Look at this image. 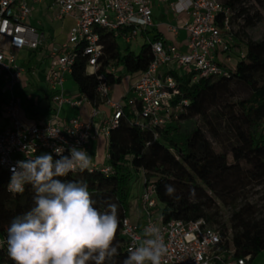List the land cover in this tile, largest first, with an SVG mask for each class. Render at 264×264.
I'll return each mask as SVG.
<instances>
[{
    "label": "built area",
    "instance_id": "built-area-1",
    "mask_svg": "<svg viewBox=\"0 0 264 264\" xmlns=\"http://www.w3.org/2000/svg\"><path fill=\"white\" fill-rule=\"evenodd\" d=\"M43 0H0V91L6 87L10 92L24 75L18 64L15 52L36 51L41 47L44 37L36 29L27 25L31 14V5ZM61 20L71 17L74 20L65 42L58 48H52L47 55L48 65L46 82L50 90L52 117L43 124L25 126L18 119L20 103L11 96L3 101L0 98V115L5 124L0 128V167L8 174L7 185L11 176V167L24 157H34L43 153L57 156L55 147H63L64 155L69 154L72 146L84 148L89 152V143L94 138L92 129L95 118L101 114L97 106L84 95L65 94L64 82L70 76L76 58V50L81 48L86 57L85 72L97 74L102 66L104 47L101 36L113 34L118 41L130 45L135 38L146 34L155 25L153 8L164 7L166 13L175 17L188 18L181 25H167V32L173 35L168 41L163 36L154 40L146 37L152 55L147 69L141 72L132 85L134 96L126 95L119 100L110 98L111 86L108 76L115 78L117 68L113 63L104 67V72L97 74V101L109 109V114L101 122L100 134L107 138L109 131L118 125L123 115L124 106L128 105L136 117L134 124L151 131L153 139L159 137V130L177 120L176 112L187 101L180 99L177 78L188 79L190 83L200 78L227 76L233 69L218 61V54L225 50L232 38L231 18L233 10L219 0H51ZM241 23V19H237ZM222 26V27H220ZM180 30L185 33L182 41L178 40ZM6 46H3V43ZM183 44V49L179 47ZM230 59H228L229 61ZM164 69H167L165 72ZM185 70L179 75L176 70ZM186 77V78H185ZM111 99V100H110ZM84 104L92 105L89 119L73 117L65 123L60 119L63 105L79 109ZM98 104V105H99ZM139 107V111L137 108ZM55 135V136H53ZM87 136L85 141L82 137ZM106 162L108 155L106 153ZM98 169L108 173L110 167L91 166L89 171ZM143 221L141 225L125 217L121 221V236L125 241V251L135 246L144 238L145 229L157 227L168 251L161 264H246L249 256L242 259L223 260L219 252L220 237L218 232L209 227L202 218L191 222L171 220L162 222L155 214L157 207L155 187L151 181L143 180V190L139 197ZM6 250L4 239H0V252ZM0 264H9L0 260Z\"/></svg>",
    "mask_w": 264,
    "mask_h": 264
},
{
    "label": "trees",
    "instance_id": "trees-1",
    "mask_svg": "<svg viewBox=\"0 0 264 264\" xmlns=\"http://www.w3.org/2000/svg\"><path fill=\"white\" fill-rule=\"evenodd\" d=\"M241 1L227 0L223 3L235 13L230 24L233 26L240 18L242 28L252 27L258 13L249 15L247 8H239ZM258 2L264 4V0ZM235 36L237 33L232 38ZM101 40L104 58L97 74L104 72L105 65L111 62L121 66L123 71L139 76L152 60L149 43L143 44L140 52L134 54L129 51V46L122 50L113 34H103ZM41 50L39 47L36 51ZM85 66L86 57L79 48L70 78L78 93L98 106L97 74H87ZM116 75L115 78L107 75L110 86L119 80L118 71ZM174 76L180 95L173 104L180 99L187 101L177 110L176 122L196 118L199 124L193 123L191 128L181 130L171 122L159 130L157 139H153L151 131L134 124L136 115L126 105L118 125L109 131L107 137V166L110 171L87 170L71 173L65 179H84L96 207H103L107 203L118 205L117 264L127 256L125 241L120 233L121 221L129 217L131 182L137 174H140L142 181L154 184L157 202L154 212L158 211L162 222H191L202 218L218 232L219 252L224 261L249 256L247 262H251L264 250V209L255 215L251 205L240 206L232 214L230 234L226 225L218 220L217 204L235 205L240 200L242 190L253 184L264 186V39H248L245 54L233 69L228 70L227 76L200 78L193 83L186 77ZM232 84L247 88V96L236 102L228 101ZM212 109H216L217 118L223 119L232 130L235 144L229 150L219 141L217 129L209 116ZM7 181L8 174L0 167V239H4L5 243L10 221L32 207L34 195L31 185H26L22 194L9 192ZM167 184L175 186L176 195L181 199L165 194ZM190 189H195V198H190ZM212 223L217 226L210 225ZM0 260L13 264L7 255V248L0 252ZM215 264L222 263L216 261Z\"/></svg>",
    "mask_w": 264,
    "mask_h": 264
},
{
    "label": "clouds",
    "instance_id": "clouds-1",
    "mask_svg": "<svg viewBox=\"0 0 264 264\" xmlns=\"http://www.w3.org/2000/svg\"><path fill=\"white\" fill-rule=\"evenodd\" d=\"M53 151L58 159L43 153L19 160L10 169L7 190L22 194L31 185L34 195L32 207L13 217L7 228L9 259L13 264H117L118 205L96 207L84 179H65L90 170L92 156L76 146L68 155L63 147ZM176 192L174 185H165L166 195L181 199ZM189 196L195 198V189ZM167 251L160 229L149 227L120 264H161Z\"/></svg>",
    "mask_w": 264,
    "mask_h": 264
},
{
    "label": "crops",
    "instance_id": "crops-1",
    "mask_svg": "<svg viewBox=\"0 0 264 264\" xmlns=\"http://www.w3.org/2000/svg\"><path fill=\"white\" fill-rule=\"evenodd\" d=\"M31 8L32 10L27 20V25L36 29L39 33L43 34L44 41L41 45L42 50L40 52H31L28 50L15 52L14 54L17 58L18 64L24 70V75L14 85L11 92L4 86L0 91L1 100L6 101L9 97L14 96L19 101L20 110L18 112V115H20V118L22 119V124L25 126H29L32 124H43L47 120H49L53 115V110L50 103V90L46 82V72L48 65L47 55L52 48H58L63 42H65L69 30L74 24V20L71 17H65L61 20H57L55 18L57 10L55 7H53L51 0H43L40 3L31 5ZM154 10L159 12L160 14L164 13L172 17L173 20H176L178 18L171 13H166L164 7L162 6L154 7L153 17L156 26L150 28L149 31L144 34V37H147L149 39V33H153V40L156 37L163 35L161 30V24L157 20L158 18L155 16ZM179 17L181 21H184L188 18L187 16ZM45 35H48V43L46 46L44 44ZM184 37L185 33L180 30L178 40L182 41ZM3 46H6L5 42L3 43ZM179 47L183 49V44L180 43ZM117 71L118 75L123 72L121 66L117 68ZM133 76H135L136 79L131 81L129 87H132V85L136 82L138 78V76L136 75ZM41 86H44L46 91H42ZM64 91L65 94L69 96L75 97L79 94L76 85L74 83L73 85L67 83L66 79L64 82ZM111 96L112 93L110 91V98ZM43 100L45 101V106H42L40 102ZM97 108L99 109V111H101L102 115H99L97 118H95V124L92 129L94 138L89 143V154L92 156L91 166H98L95 162L97 160L96 154L97 149L99 147V141L103 137L100 134L101 122L103 121V119H105V117H107V114H109V109L106 106L99 104ZM91 110L92 105L90 104H84L79 109L63 105L60 113V119L64 123L73 117H79L81 119L86 120L90 118ZM4 124L5 120L0 115V128L3 127ZM142 190L143 181H141L139 185H135L134 194H132L129 200V217L131 221L137 223L138 225H141L143 221L142 207L139 201V197L142 193ZM157 216L160 218L159 214ZM246 264H264V250H262L251 262H246Z\"/></svg>",
    "mask_w": 264,
    "mask_h": 264
},
{
    "label": "rangeland",
    "instance_id": "rangeland-1",
    "mask_svg": "<svg viewBox=\"0 0 264 264\" xmlns=\"http://www.w3.org/2000/svg\"><path fill=\"white\" fill-rule=\"evenodd\" d=\"M220 2L224 3L227 0H219ZM238 7H245L248 9L249 15H253L255 13H258V17L254 19V25L252 27L242 28L240 23H234L232 26V33H237V36L235 38L229 39V44L225 50H221L218 54V61L224 65H227L229 67H233L234 63L242 57L245 54V43L247 40L252 41H261L264 39V4H260L258 0H242ZM155 11V10H154ZM155 16L158 18L157 20L161 24V30L163 33V37L166 40H172L173 35L166 31L167 25H181L180 17H178L176 20H173L172 17L164 14L159 13L157 11L154 12ZM48 35H45V46L48 43ZM150 40H153V33H149L148 35ZM148 43L146 37L144 35L138 34V36L135 38V40L130 44L129 51L133 52L134 54H138L141 50V47L143 44ZM119 45L121 49L123 50L125 48L124 43L120 40ZM58 46V45H57ZM228 59H230L228 61ZM167 69H165V72ZM176 72L179 75H184L185 70L183 69H177ZM120 78L117 82H115L111 87V93H112V100H119L123 96H126L128 98H131L134 96L133 91L131 90L130 83L132 80L136 79L135 76L129 74L126 71H123L120 73ZM66 81L69 84L73 85L72 79L70 76H66ZM42 91H46L44 86H41ZM25 94V93H24ZM248 94L247 88L240 86L238 84H232L230 87V90L227 95V100L231 102L239 101L243 98H245ZM111 100V99H110ZM42 106H45V101H40ZM218 109V107H216ZM108 116V114H107ZM209 116L211 121L213 122L215 128L217 129V134L219 141L223 145L224 148L229 150L231 146L235 144L234 136L232 134L231 128L226 124L223 119L217 118V112L216 109H212L209 112ZM18 119L22 122V119L20 118V115H18ZM172 119L171 122L173 123V126L180 127L181 130L185 128H191L193 123L199 124V120L196 118H193L192 120L187 121H179ZM106 144H107V138H101L99 141V147L97 149L96 154V164L99 167H104L107 165L106 162ZM141 176L140 174H137L135 178L131 182V188H130V196L134 194V187L135 185H139L141 182ZM243 204H248L253 207V210L256 212L255 215H258L262 209H264V186L261 185H250L247 189H244L240 192V200L237 202V204L232 206H223L221 204H217V216L218 220L221 223H224L226 225V228L229 229V233L231 234V228H232V214L236 212L240 206ZM155 214H158V211L155 212ZM212 226H217L216 223L210 224Z\"/></svg>",
    "mask_w": 264,
    "mask_h": 264
}]
</instances>
